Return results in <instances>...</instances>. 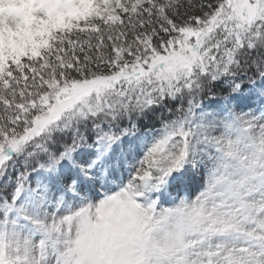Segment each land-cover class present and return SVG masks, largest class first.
Listing matches in <instances>:
<instances>
[{"label": "snow or ice", "instance_id": "snow-or-ice-1", "mask_svg": "<svg viewBox=\"0 0 264 264\" xmlns=\"http://www.w3.org/2000/svg\"><path fill=\"white\" fill-rule=\"evenodd\" d=\"M0 264H264V0H0Z\"/></svg>", "mask_w": 264, "mask_h": 264}, {"label": "rangeland", "instance_id": "rangeland-1", "mask_svg": "<svg viewBox=\"0 0 264 264\" xmlns=\"http://www.w3.org/2000/svg\"><path fill=\"white\" fill-rule=\"evenodd\" d=\"M201 183H202V181H201V179L199 177L195 178L192 181L191 185L189 186V190L192 192L191 195H195L196 191L199 190V188L201 186ZM174 195H176V193H174ZM180 195L181 196H187L186 194H184V191H181V194Z\"/></svg>", "mask_w": 264, "mask_h": 264}, {"label": "trees", "instance_id": "trees-1", "mask_svg": "<svg viewBox=\"0 0 264 264\" xmlns=\"http://www.w3.org/2000/svg\"><path fill=\"white\" fill-rule=\"evenodd\" d=\"M155 127H159V125L158 124H156V125H154V128ZM154 128H153V130H154ZM145 129H144V122L142 121L141 122V131H144Z\"/></svg>", "mask_w": 264, "mask_h": 264}, {"label": "bare ground", "instance_id": "bare-ground-1", "mask_svg": "<svg viewBox=\"0 0 264 264\" xmlns=\"http://www.w3.org/2000/svg\"><path fill=\"white\" fill-rule=\"evenodd\" d=\"M173 192H175V191H173Z\"/></svg>", "mask_w": 264, "mask_h": 264}]
</instances>
